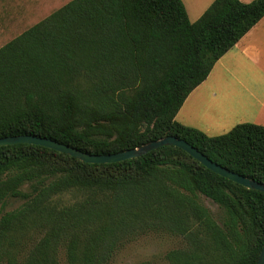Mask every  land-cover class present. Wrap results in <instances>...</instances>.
<instances>
[{
  "label": "trees",
  "instance_id": "16d2710c",
  "mask_svg": "<svg viewBox=\"0 0 264 264\" xmlns=\"http://www.w3.org/2000/svg\"><path fill=\"white\" fill-rule=\"evenodd\" d=\"M263 16L264 0H213L192 22L181 0H69L0 46V137L110 154L173 135L264 183L263 125L240 122L210 136L175 120ZM9 199L21 203L0 215V264H111L149 233L179 245L136 264H256L264 242V192L174 146L114 163L0 146V206Z\"/></svg>",
  "mask_w": 264,
  "mask_h": 264
},
{
  "label": "rangeland",
  "instance_id": "374dc122",
  "mask_svg": "<svg viewBox=\"0 0 264 264\" xmlns=\"http://www.w3.org/2000/svg\"><path fill=\"white\" fill-rule=\"evenodd\" d=\"M69 0H0V46L19 35L25 29L46 17ZM250 2L252 0H241ZM224 69L219 65L212 71V78L223 79L227 96H219L210 107L199 105L197 118L203 122L218 119L226 113L234 115V121L252 122L253 109L248 104L246 87L253 88L258 81H262L251 67H238L234 62L223 60ZM225 70L228 72L226 73ZM239 78V81L236 79ZM255 78V80H253ZM263 83V82H262ZM264 84V83H263ZM242 113V114H241ZM241 115H244L241 117ZM230 130V129H229ZM228 131V130H227ZM226 131V132H227ZM225 133V132H224ZM203 203L217 218L222 215L221 210L210 200L202 198ZM21 203L20 200L9 199L4 207L0 206V215L13 209ZM179 238L149 233L127 242L120 248L111 264H136L141 261L158 259L170 249L179 245ZM63 260V254L60 253Z\"/></svg>",
  "mask_w": 264,
  "mask_h": 264
},
{
  "label": "crops",
  "instance_id": "0c3cea01",
  "mask_svg": "<svg viewBox=\"0 0 264 264\" xmlns=\"http://www.w3.org/2000/svg\"><path fill=\"white\" fill-rule=\"evenodd\" d=\"M181 1L189 20L192 22L201 16L213 0ZM223 60L234 62L238 67L246 66L257 69L256 73L262 81H258L253 88L246 87V92L250 101L248 104H251L253 109L252 122L264 126V16L217 60L207 78L188 94L176 113L175 120L184 125L195 127L210 136L222 134L235 124L245 120L243 118V120L235 119L234 121L235 117L232 113H226L222 117L209 122H203L196 116L200 104L210 107L219 96L228 95L223 79L216 80L211 77L216 66L219 65L220 68L224 69ZM225 72L228 71L225 70ZM236 79L239 81L238 77Z\"/></svg>",
  "mask_w": 264,
  "mask_h": 264
},
{
  "label": "water",
  "instance_id": "95a60500",
  "mask_svg": "<svg viewBox=\"0 0 264 264\" xmlns=\"http://www.w3.org/2000/svg\"><path fill=\"white\" fill-rule=\"evenodd\" d=\"M17 143L41 145L49 149L65 153L85 163H114L126 159L140 157L154 149L163 146H174L186 152L188 155L196 159L200 164H202L212 172L225 177L226 179L233 181L247 189H254L264 192V183L238 174L217 164L216 162L207 158L203 153H201L199 150H197V148L189 144L187 141L181 138H177L173 135H166L159 139L148 141L139 146L110 154H92L47 137L30 134L0 137V146L13 145ZM256 264H264V242L258 254Z\"/></svg>",
  "mask_w": 264,
  "mask_h": 264
}]
</instances>
